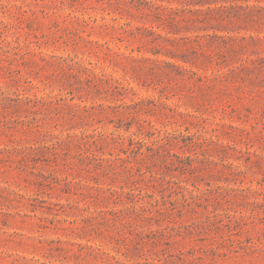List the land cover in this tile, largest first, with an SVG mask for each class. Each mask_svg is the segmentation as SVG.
I'll return each mask as SVG.
<instances>
[{"label": "rangeland", "instance_id": "1", "mask_svg": "<svg viewBox=\"0 0 264 264\" xmlns=\"http://www.w3.org/2000/svg\"><path fill=\"white\" fill-rule=\"evenodd\" d=\"M0 264H264V0H0Z\"/></svg>", "mask_w": 264, "mask_h": 264}]
</instances>
